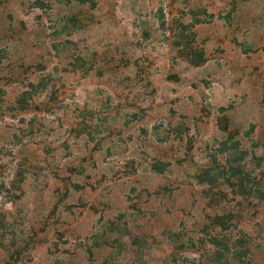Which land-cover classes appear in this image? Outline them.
<instances>
[{"label":"rangeland","instance_id":"rangeland-1","mask_svg":"<svg viewBox=\"0 0 264 264\" xmlns=\"http://www.w3.org/2000/svg\"><path fill=\"white\" fill-rule=\"evenodd\" d=\"M0 264H264V0H0Z\"/></svg>","mask_w":264,"mask_h":264},{"label":"trees","instance_id":"trees-1","mask_svg":"<svg viewBox=\"0 0 264 264\" xmlns=\"http://www.w3.org/2000/svg\"><path fill=\"white\" fill-rule=\"evenodd\" d=\"M199 64V63H198ZM197 64V65H198ZM217 219H219V217L217 216ZM213 242H212V244H213V246H217V245H221V244H223V246L225 247V248H216V250H214L213 251V254H216V253H219V259L220 260H218L219 262L218 263H221V261L224 259V260H226V259H228V257L229 256H226V254H225V251H227L228 250V248H229V246H230V242L228 243V242H224V241H222V239H220V238H218V237H214L213 238V240H212ZM222 242V243H221ZM233 247H234V250H233V252L234 251H236L237 250V247L236 246H234V245H232Z\"/></svg>","mask_w":264,"mask_h":264}]
</instances>
